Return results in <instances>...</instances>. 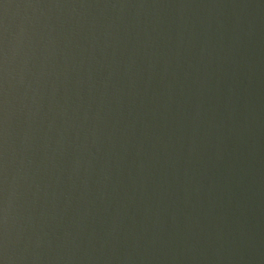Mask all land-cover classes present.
Instances as JSON below:
<instances>
[{
	"label": "water",
	"instance_id": "1",
	"mask_svg": "<svg viewBox=\"0 0 264 264\" xmlns=\"http://www.w3.org/2000/svg\"><path fill=\"white\" fill-rule=\"evenodd\" d=\"M0 264H264V0H0Z\"/></svg>",
	"mask_w": 264,
	"mask_h": 264
}]
</instances>
